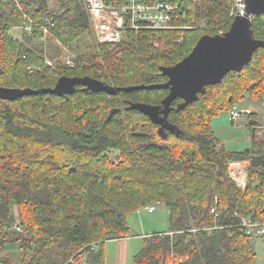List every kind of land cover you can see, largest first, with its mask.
<instances>
[{
  "label": "trees",
  "instance_id": "obj_1",
  "mask_svg": "<svg viewBox=\"0 0 264 264\" xmlns=\"http://www.w3.org/2000/svg\"><path fill=\"white\" fill-rule=\"evenodd\" d=\"M183 6L187 18L178 25L192 28L130 32L120 43L100 45V53L80 58L74 68L39 70L45 66L43 51L10 34L24 25L23 16L0 4V87L49 89L63 76L146 87L110 95L79 86L63 97L0 98V264H106L105 244L130 236L128 217L156 204L169 211V231L146 237L134 264H257L239 224L240 217L252 215L264 223V139L252 122L249 149H220L212 121L230 114L245 93L262 99L264 49L241 72L208 87L198 102L180 110L177 99L168 121L178 131L167 138L146 115L129 109L131 103L160 105L167 97V89L149 87L167 82L161 67L182 61L207 35L195 29L201 20L224 32L231 27L232 0H184ZM23 7L33 20L53 17L55 38L66 47L89 30L77 0L51 13L45 12V0ZM252 22L255 38L264 40V15ZM39 35L35 30L28 39ZM182 38L185 44H176ZM116 149L120 164L111 159ZM230 162L250 163L244 193L229 175ZM193 228L196 234L189 232ZM15 248L16 261L9 254Z\"/></svg>",
  "mask_w": 264,
  "mask_h": 264
},
{
  "label": "water",
  "instance_id": "obj_2",
  "mask_svg": "<svg viewBox=\"0 0 264 264\" xmlns=\"http://www.w3.org/2000/svg\"><path fill=\"white\" fill-rule=\"evenodd\" d=\"M245 14H238L229 31L220 35H204L197 42L192 52L174 66L161 67L167 82L149 88H164L169 94L160 105L131 103L130 110L146 115L153 124L159 126V134L167 138V133H177L178 127L168 121L172 104L180 99L178 105L184 110L189 105L200 100L207 88L220 84L231 73H239L252 61L256 51L264 49V40L255 38L252 29V18L264 15V0H244ZM93 92H107L117 95L122 91H132L140 87H115L91 77H61L53 88L9 89L0 87V98L14 101L24 96L38 94H53L59 97L72 95L77 87ZM116 109L110 113V118Z\"/></svg>",
  "mask_w": 264,
  "mask_h": 264
},
{
  "label": "built area",
  "instance_id": "obj_3",
  "mask_svg": "<svg viewBox=\"0 0 264 264\" xmlns=\"http://www.w3.org/2000/svg\"><path fill=\"white\" fill-rule=\"evenodd\" d=\"M43 0H0V4L15 7L24 18V25L16 27L32 36L35 30L40 32L39 44L48 49L50 41L56 40L57 45L61 43L55 38L54 29L56 21L53 17H47L43 22L33 20L24 9V3L40 2ZM55 0H45V12H53L52 3ZM82 5L89 17V22L97 44H115L124 41L130 32L140 33L143 30L170 31L176 29H188L187 26H179L178 23L187 18V9L183 6L184 0H77ZM244 0H237L239 4L238 14H245ZM237 14V15H238ZM236 15V16H237ZM235 16V17H236ZM234 17V18H235ZM224 34V33H223ZM221 35V34H220ZM176 44H182V39ZM62 63L68 68L76 66L75 58L65 55ZM55 61L49 57L45 59L47 67H54ZM232 121L241 117L237 107L229 114ZM245 162H230L229 175L236 186L245 192L249 181V167ZM150 213L155 211L154 207L148 208ZM212 214L219 217L218 210L214 208ZM216 228V227H215ZM239 228L250 239L264 238V223L256 220L254 216L240 217ZM196 234L195 228L189 230ZM98 249V245H94Z\"/></svg>",
  "mask_w": 264,
  "mask_h": 264
},
{
  "label": "rangeland",
  "instance_id": "obj_4",
  "mask_svg": "<svg viewBox=\"0 0 264 264\" xmlns=\"http://www.w3.org/2000/svg\"><path fill=\"white\" fill-rule=\"evenodd\" d=\"M68 1L69 0H55L52 3L53 11L57 12L62 2L67 3ZM210 1L211 3H213L216 0H210ZM232 2H233V7L231 8V12L229 16L230 18L229 22L231 23V25L235 19L234 17L238 14V10H239V4L237 3V0H232ZM6 12L9 13L10 9H6ZM72 19L74 20L75 17L73 16ZM203 20H201L200 23L195 26L196 30H199L208 35L209 34L211 35L212 33H214L215 30H218L219 31L218 34H221V35L225 33L224 28L219 27L221 25L211 27ZM183 26L192 28V26L188 24H184ZM225 26L226 25H224L223 27ZM10 34L14 38L22 41L28 48L34 51L42 50L44 60L49 57L50 59L56 62L53 68L66 67L61 61V59L62 60L64 59L66 54L75 58L76 65H77L78 60H80V58L91 57L96 53H100V50H101L100 49L101 46L97 44L94 38L91 25L89 26V30H86L85 34H83V36L80 37V39L77 42H75L71 47H66L63 44H61L62 46L57 45L56 40H52V42H50L49 44L50 47L48 49H45L39 44L38 40L37 41L29 40L28 39L29 35L23 32L22 30H17L14 28L10 31ZM183 40L184 39L182 38V43H183ZM183 44H185V41ZM155 46L159 47V43L156 42ZM122 58H123V54H120L118 59L122 60ZM85 64H88L87 60H85ZM44 68H48L46 64L44 67L39 68V70H43ZM30 71L32 72L33 70H30ZM262 94H263L262 99L260 100H255L250 93H245L243 95L244 96L243 100L236 105L237 112L241 113L242 117L239 118L237 121H235V123H233L229 113H226V112H222L218 117L213 119L212 127H213V131L215 135L219 138L221 142L219 145L220 149L221 148L224 149L225 147V149L228 151L243 152L247 150L249 147H251V133L246 126V122L248 120L249 114L255 113V110H256V113H258L259 111H260L259 113H261V111L264 110V93ZM259 113L258 115H260ZM263 123H264V120H263ZM257 130H258L257 136L260 139H264V127L259 128ZM110 155H111V159L115 163L120 164L121 152L119 150L117 149L111 150ZM146 209L147 208L140 210L139 213L142 215H140L137 212V213L130 215V217H128L129 218L128 221L130 222V226L132 227V229L135 228L133 227V224L140 225L142 223L141 221H143L145 230L148 234L155 233V232L156 233L168 232L169 231V211L166 210L161 204L155 205L156 213L154 214H149L147 212L145 213L144 210ZM142 232H143L142 230H138L135 228L133 230L132 235L138 234V233L142 235L143 234ZM263 239L261 240L251 239V244L253 246V250L256 255L257 264H264V240ZM140 244H141V247L143 248L144 247L143 241H140ZM134 251L136 252V250ZM135 252L131 251V254L129 255L130 257H129L128 264H134V258L139 253V251L136 253ZM9 254H13V258L16 261L19 259L20 251L19 249L15 248V249H12L11 252H9ZM110 264H113V263L110 261Z\"/></svg>",
  "mask_w": 264,
  "mask_h": 264
},
{
  "label": "crops",
  "instance_id": "obj_5",
  "mask_svg": "<svg viewBox=\"0 0 264 264\" xmlns=\"http://www.w3.org/2000/svg\"><path fill=\"white\" fill-rule=\"evenodd\" d=\"M258 113H256V110H255V113H251V114L248 115V120L246 122V126L249 129V131H250V124L252 122H257L259 124L256 127L258 129L264 127V123H263V120H264V110H262L261 113H259L260 115H258ZM241 117H242V115H241ZM233 123H235V121H233ZM251 142H252V139H251ZM224 149H225V147H224ZM244 164L247 167L250 166V163L249 162H245ZM163 207L166 209V207L164 205H163ZM148 208H150V207H148ZM148 208L146 210H144L145 213L146 212L149 213V214L156 213V211H154L153 213H150L148 211ZM140 215H142V214H140ZM141 222L142 223L140 225L139 224L138 225H134L133 224V227H135L138 230H142L143 231L142 232L143 234L141 233L142 235H140L139 233L132 235L133 230L135 228L132 229V227L130 226V222H129V226L131 228V235L130 236H128L126 238H120V239L110 240V241H108L105 244L106 264H110V261L113 264H128L129 263V257H130L129 255L131 254V251L132 252H135L134 250H136V252H138V251L140 252L141 251V248L142 247H141L140 241H143V244H144V239L146 237H149V236H151V235H153V234L156 233L155 232V233L148 234L146 232V230H145L143 221H141ZM261 239H263V238H253V240H261Z\"/></svg>",
  "mask_w": 264,
  "mask_h": 264
},
{
  "label": "bare ground",
  "instance_id": "obj_6",
  "mask_svg": "<svg viewBox=\"0 0 264 264\" xmlns=\"http://www.w3.org/2000/svg\"><path fill=\"white\" fill-rule=\"evenodd\" d=\"M88 20H89V17H88ZM89 24H90V22H89Z\"/></svg>",
  "mask_w": 264,
  "mask_h": 264
}]
</instances>
